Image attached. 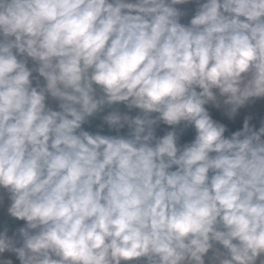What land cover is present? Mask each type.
I'll use <instances>...</instances> for the list:
<instances>
[{"label": "clouds", "instance_id": "clouds-1", "mask_svg": "<svg viewBox=\"0 0 264 264\" xmlns=\"http://www.w3.org/2000/svg\"><path fill=\"white\" fill-rule=\"evenodd\" d=\"M0 264H264V0H0Z\"/></svg>", "mask_w": 264, "mask_h": 264}]
</instances>
